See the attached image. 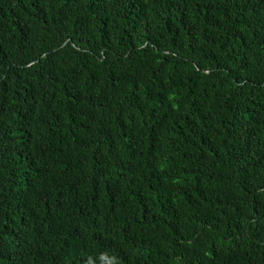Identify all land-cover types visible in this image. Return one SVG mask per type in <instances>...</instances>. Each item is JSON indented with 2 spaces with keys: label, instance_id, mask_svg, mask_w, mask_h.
Here are the masks:
<instances>
[{
  "label": "trees",
  "instance_id": "trees-1",
  "mask_svg": "<svg viewBox=\"0 0 264 264\" xmlns=\"http://www.w3.org/2000/svg\"><path fill=\"white\" fill-rule=\"evenodd\" d=\"M0 264H264V0H0Z\"/></svg>",
  "mask_w": 264,
  "mask_h": 264
},
{
  "label": "clouds",
  "instance_id": "clouds-1",
  "mask_svg": "<svg viewBox=\"0 0 264 264\" xmlns=\"http://www.w3.org/2000/svg\"><path fill=\"white\" fill-rule=\"evenodd\" d=\"M115 258V257H114ZM116 259V258H115Z\"/></svg>",
  "mask_w": 264,
  "mask_h": 264
}]
</instances>
